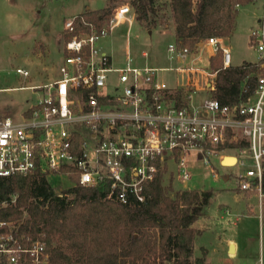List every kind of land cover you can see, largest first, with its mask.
Here are the masks:
<instances>
[{
	"label": "built area",
	"instance_id": "built-area-1",
	"mask_svg": "<svg viewBox=\"0 0 264 264\" xmlns=\"http://www.w3.org/2000/svg\"><path fill=\"white\" fill-rule=\"evenodd\" d=\"M134 15L130 0L116 6L99 25L80 13L63 21L58 76L20 85L36 90V96L17 117L0 116V176L39 170L58 195L76 184L107 182L105 198L125 203L142 201L145 184L156 175L179 189H197L189 184L190 161L200 162L216 177L212 158L224 166L225 157L233 156L230 166H238L235 188L255 194L260 201L264 196V0L248 32L260 66L255 85L249 96L232 103L211 96L215 70L199 64L198 50L206 45L214 53L220 50L222 66L230 63L229 48L215 35L191 48L168 42L167 57L176 61L174 65L135 64L127 45L123 63L114 64L98 41L118 22L130 23ZM15 71L27 75L20 67ZM165 71L182 76L169 84L162 77ZM202 86L209 94L195 99ZM229 147L234 152H228ZM0 262L47 264L45 241L19 232L16 222L0 219Z\"/></svg>",
	"mask_w": 264,
	"mask_h": 264
},
{
	"label": "trees",
	"instance_id": "trees-1",
	"mask_svg": "<svg viewBox=\"0 0 264 264\" xmlns=\"http://www.w3.org/2000/svg\"><path fill=\"white\" fill-rule=\"evenodd\" d=\"M154 1L132 0L134 17L145 28L163 16L154 15ZM251 1L168 0L174 40L191 48L206 36L230 35L238 6ZM110 12L103 6L80 14L99 25ZM208 66L215 70L210 94L220 103L249 96L260 67L257 60L222 66L220 50L208 57ZM106 183L76 184L58 195L39 170L0 176V219L18 223L19 232L32 238L42 237L47 264H210L204 248L192 255L199 233L192 223L210 189L173 188L156 175L145 184L142 201L121 203L105 198Z\"/></svg>",
	"mask_w": 264,
	"mask_h": 264
},
{
	"label": "rangeland",
	"instance_id": "rangeland-1",
	"mask_svg": "<svg viewBox=\"0 0 264 264\" xmlns=\"http://www.w3.org/2000/svg\"><path fill=\"white\" fill-rule=\"evenodd\" d=\"M129 1L0 0V116L17 117L36 96V90L19 87L20 85L46 82L58 76V66L63 59L64 20L86 9L103 6L110 7L109 17L116 6ZM259 5L258 3L257 9ZM153 6L154 15L159 12L165 18L167 0H155ZM239 9L234 29L224 40L229 47L231 64L257 58V52L247 37V27L251 20L244 12H250V6L245 4ZM148 30L150 28L143 27L133 16L130 23L123 20L115 24L108 35L99 39L98 44L111 55L113 63L117 65L124 61L126 45L135 64H141L144 58H148L149 63L173 65V62L168 63L166 59V43L171 40L169 31ZM143 50L146 57L141 55ZM203 51L198 50L199 53ZM202 54L203 57L204 52ZM201 62L205 64L203 58ZM16 67L26 70L27 75L17 73ZM181 76H175L172 71L162 74L169 84L179 81ZM208 94L209 91L202 86L194 93V97L200 99ZM227 151L234 152L231 147ZM189 166L193 174L189 184L196 190H211V197L202 205L198 217V222H202L204 229L193 238L194 252L198 253V244H202L210 250L211 264H264V196L258 201L255 194L247 191L243 192L246 194L244 196L235 188L234 171L238 170L236 165L224 163V167L212 158L216 177L209 175L198 161H190ZM62 183L66 184L67 181L62 179ZM169 184L173 188L178 187L171 181ZM224 207L229 211L228 214L222 212ZM235 214L238 215L237 225L233 224ZM230 236L235 237L238 242V251L233 259L227 257L223 246H219L221 239Z\"/></svg>",
	"mask_w": 264,
	"mask_h": 264
},
{
	"label": "crops",
	"instance_id": "crops-1",
	"mask_svg": "<svg viewBox=\"0 0 264 264\" xmlns=\"http://www.w3.org/2000/svg\"><path fill=\"white\" fill-rule=\"evenodd\" d=\"M167 3H168V0H167ZM260 4L259 5V8L257 9V4ZM246 5H249L250 6V12H244V13H246L247 14V18L249 19L250 18V20L251 21H249V25H248V27H247V37H248V32H249V30H250V28L251 27H253L255 24H256V22H257V19H258V16H259V14H260V12H261V8H262V0H253V1H251L250 3H248V4H246ZM240 7H242V6H238V8H237V13L239 12V8ZM96 9V8H95ZM158 14V16L159 15H161V14H159V12L157 13ZM251 22V23H250ZM162 30V31H165V30H167V31H169V33H170V35H171V40L170 41H173L174 40V25H173V21H172V19H171V17H170V13H169V10H168V5H167V15L165 16V18H163V17H158L157 18V24L156 25H154V26H152V27H150V30H148V32H153L154 30ZM230 35H228V36H226V37H219V40H220V44H222V45H225V46H227L228 47V45L225 43V41L224 40H226L228 37H229ZM170 41H168V42H170ZM167 42V43H168ZM166 43V44H167ZM229 48V47H228ZM165 49H166V47H165ZM203 52H204V56L202 57L203 59H204V61H205V64H203L202 62H201V60H202V58H201V60H199V63H201V64H203V65H206V64H208V57L210 56V55H212L214 52L213 51H211V49H210V47L208 46V45H206V46H204L203 47ZM202 52V53H203ZM201 53V55H203ZM141 55L142 56H144V57H146V52L143 50L142 52H141ZM194 56V53L192 52L190 55H189V57H193ZM166 59H168V57H167V52H166ZM170 61V62H169ZM148 63V64H150V65H153V66H169V65H157V64H154V63H149V60H148V58L146 59V58H144V60H143V63ZM171 62H173L172 64L174 65V64H176V61L175 60H170V59H168V63H171ZM231 63V62H230ZM142 64V63H141ZM234 64H238V63H234ZM28 106V105H27ZM26 106V107H27ZM25 107V108H26ZM24 108V109H25ZM23 110V109H22ZM243 193V192H242ZM243 195L244 196H246V194L245 193H243ZM252 194L250 193L249 194V196H251ZM222 212H224L225 214H228L229 213V211L227 210V208L226 207H224V208H222ZM220 216H222V215H220ZM199 217V216H198ZM198 217H197V219H195V221L192 223V225L195 227V228H197V229H199V233L201 232V231H203V229H204V226L202 225V222L200 223V222H198ZM237 222H238V215L237 214H235V217H234V223L233 224H235V225H237ZM237 231V230H236ZM198 233V234H199ZM196 236V235H195ZM230 244H232V251L230 252L229 250H228V247H229V245ZM220 247L221 246H223L224 248H223V251H225V253H226V255H227V257L228 258H231V259H233L234 258V256L237 254V251H238V242H237V240L235 239V237H233V236H230V237H226V239H221L220 240V245H219ZM194 244H193V246H192V255L193 256H199L200 255V249L201 248H204L205 249V257H206V259L210 262V257H209V252H210V250L207 248V247H205L204 245H202V244H198V253H195L194 252ZM214 248H212V250H213ZM168 263H170V262H168ZM210 264H211V262H210Z\"/></svg>",
	"mask_w": 264,
	"mask_h": 264
},
{
	"label": "bare ground",
	"instance_id": "bare-ground-1",
	"mask_svg": "<svg viewBox=\"0 0 264 264\" xmlns=\"http://www.w3.org/2000/svg\"><path fill=\"white\" fill-rule=\"evenodd\" d=\"M234 161H235L234 157L233 156H229V157H225V159L223 160V163L232 164V163H234Z\"/></svg>",
	"mask_w": 264,
	"mask_h": 264
},
{
	"label": "water",
	"instance_id": "water-1",
	"mask_svg": "<svg viewBox=\"0 0 264 264\" xmlns=\"http://www.w3.org/2000/svg\"><path fill=\"white\" fill-rule=\"evenodd\" d=\"M232 249H233V248H232V244H230L229 247H228V250L231 252Z\"/></svg>",
	"mask_w": 264,
	"mask_h": 264
}]
</instances>
